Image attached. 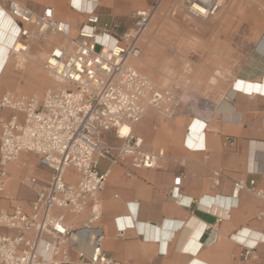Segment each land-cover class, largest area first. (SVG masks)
Returning a JSON list of instances; mask_svg holds the SVG:
<instances>
[{
  "label": "built area",
  "instance_id": "1",
  "mask_svg": "<svg viewBox=\"0 0 264 264\" xmlns=\"http://www.w3.org/2000/svg\"><path fill=\"white\" fill-rule=\"evenodd\" d=\"M229 1L183 0V4L191 18L205 22ZM0 2L18 28L11 56L27 54L34 37L61 38L44 62L57 86L42 97L11 91L0 97V264H121L104 251L99 194L115 166L153 170L163 159L162 154L146 151L141 138L132 133L123 136L121 127L139 124L150 109L168 119L203 114L195 101L184 104L176 91L159 88L132 64L142 56L144 35L168 0H150L124 31L116 20L103 24L95 9L76 34L70 23L56 17L53 7L37 13L17 0ZM108 132H114L120 143L107 144ZM227 143L233 144L234 139L228 138ZM205 149V145L199 148ZM27 153L38 157L49 178L20 180V186L35 194L25 209L9 205L6 189L12 178L10 165ZM102 160L109 163L104 171ZM180 182V178L175 181ZM242 191L259 199L257 219L263 220L264 183L237 182L233 198L238 199ZM86 212L87 218L79 222ZM81 232L90 233L88 253L74 246V235ZM44 243L52 248L46 250Z\"/></svg>",
  "mask_w": 264,
  "mask_h": 264
},
{
  "label": "crops",
  "instance_id": "2",
  "mask_svg": "<svg viewBox=\"0 0 264 264\" xmlns=\"http://www.w3.org/2000/svg\"><path fill=\"white\" fill-rule=\"evenodd\" d=\"M17 1L37 13L53 7L56 17L74 31L97 4L101 22L106 10L113 16L127 10L124 0ZM256 3L264 8V0ZM0 6V38L11 34L12 42L16 29L5 3ZM130 6L137 7L134 2ZM241 21L249 31L234 40L236 50L247 42L246 51L238 54L246 56L236 78L248 67L264 69V11ZM10 59L0 63V77ZM233 84L200 117L180 114L168 119L150 109L134 125L132 134L142 139L143 148L163 159L153 170L133 171L129 165L112 169L99 194L103 247L109 257L121 264H264V219H257L260 201L247 191L233 198L237 182L264 183V93L242 91ZM228 138L234 143L228 144ZM197 142L206 149L194 148ZM108 166L101 161L102 171ZM215 235L216 241L207 245Z\"/></svg>",
  "mask_w": 264,
  "mask_h": 264
},
{
  "label": "rangeland",
  "instance_id": "3",
  "mask_svg": "<svg viewBox=\"0 0 264 264\" xmlns=\"http://www.w3.org/2000/svg\"><path fill=\"white\" fill-rule=\"evenodd\" d=\"M241 1L247 5H241ZM124 2V9L128 10L124 15L113 16L106 10L102 14V23L116 20L121 26L120 31H124L131 26L135 12L146 8L150 0ZM133 2L137 7L132 10L129 7H132L130 4ZM171 2L168 0L160 8L148 27L141 42L142 56L134 61V65L159 88L176 91L184 104L195 101L205 110L217 103L232 87L239 72L237 69L246 56L238 54L246 51L247 42L242 41L237 50L234 42L236 39L237 43V38L249 31L248 25L241 20L260 14L264 8L257 6L256 0H230L213 18L204 22L191 18L183 0L175 1L173 5ZM76 32L73 30V34ZM58 42H61V38L34 37L24 62H19L17 56H11L0 77V97L6 91L42 97L47 89L54 87L56 83L45 70L44 62L53 45ZM41 53H44V58ZM105 142L116 144L119 140L114 132H108ZM23 156L26 157L10 165L12 178L7 182L6 195L9 205L28 209L35 194L20 186V180L26 176L47 180L49 175L47 170L39 166L35 154ZM18 165L23 166L18 169ZM87 216L86 212L80 217V222Z\"/></svg>",
  "mask_w": 264,
  "mask_h": 264
},
{
  "label": "bare ground",
  "instance_id": "4",
  "mask_svg": "<svg viewBox=\"0 0 264 264\" xmlns=\"http://www.w3.org/2000/svg\"><path fill=\"white\" fill-rule=\"evenodd\" d=\"M88 2V1H87ZM98 7V4L95 6V8L91 11H88V13L90 12H93L95 11V9ZM7 14V12H6ZM188 14L192 17V14L188 12ZM7 18L10 19V21L12 22V24L15 26V24L13 23L12 19L7 15ZM200 21H203V20H200ZM15 29H16V34H14V36H12V42H10L9 40V37H11L9 34L6 38L2 39L0 38V63L3 64L4 61L9 57L11 56L9 54V51H10V48L11 46L13 45L14 43V40L16 39V35L18 33V28L17 26H15ZM13 34V33H12ZM258 45V44H257ZM52 46V45H51ZM257 52V51H256ZM260 54V53H259ZM25 55L26 54H20V55H17L18 58H19V62H24L23 59L25 58ZM43 58L45 57L44 53H42ZM255 56V55H254ZM47 57V56H46ZM258 57V56H257ZM46 59V58H45ZM33 62H36L35 59H31ZM136 61V60H134ZM134 61H133V66L135 67L134 65ZM251 61V60H249ZM260 61V60H259ZM247 62V61H246ZM258 62V61H257ZM21 64V63H20ZM24 65V64H23ZM251 71V72H249ZM241 72V71H240ZM239 72V74H240ZM242 77L241 78H236L234 84H233V88H236V89H239V90H242V91H246V92H251V91H257V92H262L264 93V69L261 71V70H256V69H250L249 67L246 69V71H243L241 73ZM261 76H263L262 78H260ZM260 78V79H258ZM55 82V81H54ZM56 83V82H55ZM58 84L54 85V86H57ZM233 91V90H232ZM198 122V121H197ZM202 122V121H201ZM192 123V122H191ZM192 125V124H190ZM204 126V125H203ZM134 126H129V125H124L121 127L120 131H121V134L123 136H126L128 134H131L132 133V129H133ZM191 127H194V126H191ZM198 128V127H197ZM191 129V128H190ZM201 129V128H200ZM193 130V129H192ZM195 130V129H194ZM200 133V132H199ZM191 134V133H190ZM195 135H197L195 133ZM190 138V137H189ZM194 148H201L202 147V143L200 142H197L195 144V146H193ZM26 156H21L19 157L20 158V161L22 159H24ZM19 160V159H18ZM178 196V195H177ZM173 198V197H172ZM179 198V197H178ZM177 201L179 203H181V198L177 199ZM177 202V203H178ZM178 203V204H179ZM190 237V236H189ZM47 243V242H46ZM46 243H44V245L46 246ZM91 245H92V241H91V236H90V233L88 232H81L80 234H76L74 235V246L77 247L78 249L82 250L83 252H90V249H91ZM209 245V244H208ZM44 246V248L46 250L49 251L50 248L52 247H49L50 245L47 244V247L46 248ZM47 251V253H48Z\"/></svg>",
  "mask_w": 264,
  "mask_h": 264
}]
</instances>
